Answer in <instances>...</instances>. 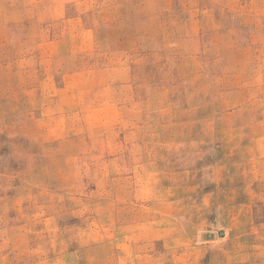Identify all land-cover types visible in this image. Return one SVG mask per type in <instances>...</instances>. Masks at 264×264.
Instances as JSON below:
<instances>
[{
    "label": "rangeland",
    "instance_id": "1",
    "mask_svg": "<svg viewBox=\"0 0 264 264\" xmlns=\"http://www.w3.org/2000/svg\"><path fill=\"white\" fill-rule=\"evenodd\" d=\"M0 264H264V0H0Z\"/></svg>",
    "mask_w": 264,
    "mask_h": 264
}]
</instances>
